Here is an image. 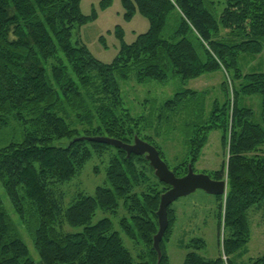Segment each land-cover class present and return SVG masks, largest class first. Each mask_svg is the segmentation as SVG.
<instances>
[{"label": "trees", "instance_id": "16d2710c", "mask_svg": "<svg viewBox=\"0 0 264 264\" xmlns=\"http://www.w3.org/2000/svg\"><path fill=\"white\" fill-rule=\"evenodd\" d=\"M110 1L101 0L100 5L105 8ZM121 4L126 18L137 11L148 19L149 28L133 42H122L111 63H102L73 37L82 24L96 18L93 11L81 13L80 0H0V124L13 119L23 129L20 140L0 146V180L40 257L39 263L31 258L0 197V264H170L165 241L176 221L170 205L159 260L152 247L160 194L169 185L157 179L149 164L148 171L138 166L144 155L126 157L109 144L78 139L108 136L130 143L134 134L139 137L140 120L123 106L118 84L131 73L137 83L164 82L172 76L184 81L221 69L230 73L233 104L214 102L203 130H221V144L229 147L227 161L210 174L214 179L226 174L228 181L223 204V197L215 196L226 259L220 254L202 256L205 241L194 237L184 246L182 264H234L230 256L249 240L247 212L264 206V71L243 73L239 62L264 51V0H121ZM170 18L173 27L166 32ZM117 35L122 36L119 27ZM226 82L222 90L227 97ZM194 93L184 88L162 108L177 110ZM252 95L261 100L259 120L242 101ZM141 120L145 129L146 118ZM188 141L194 145L188 147L193 165L205 139ZM95 157H106L105 184L63 204L58 187ZM184 162L171 169L176 176L180 174L175 169ZM119 206L126 214L117 219ZM99 209L105 215L90 223ZM64 224L82 229L64 232ZM123 236L143 242L148 258L142 261L144 255H139L134 260ZM248 264H264V253Z\"/></svg>", "mask_w": 264, "mask_h": 264}, {"label": "rangeland", "instance_id": "374dc122", "mask_svg": "<svg viewBox=\"0 0 264 264\" xmlns=\"http://www.w3.org/2000/svg\"><path fill=\"white\" fill-rule=\"evenodd\" d=\"M100 3L101 0H80L81 13L90 15L93 11L96 18L82 24L75 30L73 37L77 36L87 46L88 51L96 60L102 63H111L118 53L121 43L133 42L136 35L148 30L149 23L148 19L137 11L131 18H126L121 0H111L109 6L105 8ZM221 8V6H217L216 9ZM172 23L173 18H170L166 32L173 27ZM118 27L122 30V39L118 38ZM239 67H241L243 73L251 70L264 71V51L255 56L242 57ZM224 81H227V97L222 90ZM118 84L123 106L129 110L132 117L140 120L139 137L147 139L150 144H154L161 150L162 158L167 161L170 169L185 161L180 168L175 169V172L180 174L179 176H184L187 173L189 164L196 173L201 172L210 175L212 172L219 170L222 163L227 161L229 147L227 143L225 146L221 144V130L213 129L207 133L204 132L205 134L203 133L206 122L211 118L210 113L214 102L222 103L227 100L230 105L233 104L234 90L231 85L233 81L230 73L225 69L207 72L194 79H185L184 81L179 77L172 76L164 82L150 80L142 83H137L134 74L131 73L127 80L118 79ZM184 88L195 92L194 95H187L186 98L188 99H185V105H181L174 111L162 108L165 100L173 98L176 92L182 91ZM242 101L244 105L255 112V119L259 120L260 97L252 95L243 98ZM201 110L203 112H200ZM143 117L146 118L145 129L142 128L141 118ZM22 131V126L13 119L8 120L7 125L2 126L0 124V146L5 145L7 142L20 140L23 135ZM135 135L132 136V139ZM203 137L205 142L201 146V153L192 165L188 160L190 152L188 147L193 149L194 145L189 146L188 140L195 139L197 142ZM66 142V139L61 141V143ZM105 162L106 157H95L87 161L85 167L72 180L60 185L58 190L61 193L63 204L68 205L79 192L93 194L98 185H104L106 178L104 175ZM137 164L138 166L141 165L146 171L149 170V162L145 158L139 162L137 161ZM96 168L98 169L96 170ZM222 178L227 182L225 194L222 196L223 204L227 194L228 181L226 174ZM0 197L7 212L10 213L17 225L18 231L30 251L31 258L39 263L40 257H38L35 246H33L32 239L28 235L24 224L14 213L2 180H0ZM217 205L216 197L205 193L201 189L189 193L188 196L178 197L170 204L176 219L171 235L168 241H165V250L170 264H182L183 257L187 252L184 246L194 237L205 241V247L199 251L202 256L214 258L220 254L223 261L226 259L222 249L225 231L223 227L220 231L217 227ZM117 209V219L126 214L122 207L119 206ZM247 214L249 240L237 253L230 256L234 264H248L250 259L259 257L264 253V206L251 208ZM104 215L100 209L97 210L90 223H96ZM113 220L116 229H118L116 218ZM62 229L64 232H77L82 227L73 228L68 224H64ZM123 240L133 254L134 260H139V255H144L140 259L142 261L148 258L146 256L147 247L143 242L137 239L130 241L125 236H123Z\"/></svg>", "mask_w": 264, "mask_h": 264}, {"label": "water", "instance_id": "95a60500", "mask_svg": "<svg viewBox=\"0 0 264 264\" xmlns=\"http://www.w3.org/2000/svg\"><path fill=\"white\" fill-rule=\"evenodd\" d=\"M80 140H88L91 142H100L109 144L114 148L121 149L126 152V157H130L131 154L142 156L149 162L154 175L157 179L169 185L160 196L158 203V209L156 211L157 218V232L153 236V249L158 254V260L161 256L160 243L163 235L165 234L168 226L167 209L169 205L181 196H188L189 193L196 190H203L209 195L223 196L227 187L225 179H214L206 173H196L193 171L192 166L189 164L187 167V173L184 176H176L172 172L166 161H163L159 155V151L154 145H151L144 139H139L137 135L134 136L133 142L126 143L122 140H117L106 136H84L78 138Z\"/></svg>", "mask_w": 264, "mask_h": 264}]
</instances>
